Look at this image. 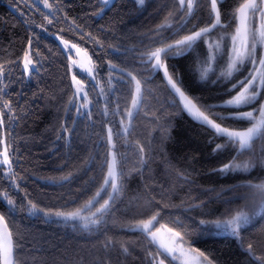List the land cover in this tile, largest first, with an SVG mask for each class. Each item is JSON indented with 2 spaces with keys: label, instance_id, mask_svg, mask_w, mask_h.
I'll return each mask as SVG.
<instances>
[{
  "label": "trees",
  "instance_id": "1",
  "mask_svg": "<svg viewBox=\"0 0 264 264\" xmlns=\"http://www.w3.org/2000/svg\"><path fill=\"white\" fill-rule=\"evenodd\" d=\"M48 2L50 11L34 0H0L4 71L0 103L8 101L12 109L0 107L4 113L0 152L7 146L12 164L11 172L0 164V213L12 231L15 264H151L148 253L155 257L156 246L130 226L157 211L160 223L180 231L185 246L203 252L214 264H261L256 257L264 258V196L247 185L264 183L259 159L264 155V141L253 143L254 154L240 153L232 146L214 151L225 139L183 110L162 71H154L147 61L150 50L207 25L208 0H197L183 26L178 0H145L142 6L137 0H113L108 7L102 0ZM237 7L238 0H218L226 27L214 29L184 55L166 60L169 72L179 76L182 90L202 110L215 106L212 110L225 116L252 111L264 103L261 89L253 104L239 109L223 106L240 90L230 91L232 85L253 71L245 60L231 79L220 75L231 53L230 36L236 26L231 13ZM166 20L171 27L159 28ZM258 26L254 20L253 28ZM56 35L86 50L96 70L103 97L87 77L79 78L92 103L86 114L80 111L83 99L74 96L69 55ZM221 38L213 71L202 80L198 69L210 55L208 44ZM29 40L35 67L26 74L22 57ZM263 51L264 46L257 43V59ZM109 62L116 67L110 68ZM129 72L143 89L141 104L124 132L121 120L126 121L125 109L131 107L135 89ZM223 123L236 130L251 126L249 121L231 118ZM108 128L115 143L117 171L122 173V190L102 222L84 228L76 221L29 214V200L45 212H69L91 199L103 183L105 162L111 159ZM234 158L255 166L248 172L221 173L219 169ZM4 194L14 201L13 206ZM101 197L106 198L103 193ZM236 211L250 215L239 236L217 234L209 222L226 220ZM109 240L112 244L105 248ZM249 243L255 256L246 251ZM121 244L128 248L127 254ZM158 258L165 264H181L170 257Z\"/></svg>",
  "mask_w": 264,
  "mask_h": 264
},
{
  "label": "snow or ice",
  "instance_id": "2",
  "mask_svg": "<svg viewBox=\"0 0 264 264\" xmlns=\"http://www.w3.org/2000/svg\"><path fill=\"white\" fill-rule=\"evenodd\" d=\"M44 6L51 8L52 4L48 0H43ZM139 5H143L145 0H137ZM102 3L107 6L111 3V0H102ZM181 12V26L188 23V18L193 15V10L197 4V0H178ZM209 6V23L199 30L193 31L189 35L183 36L181 39L176 40L174 43L165 44L162 47H156L154 50H150L146 53L147 61L151 62V68L156 72L163 73V77L166 80L168 87L179 97V102L183 105V110L187 111L195 120L202 125L210 128L216 137H222L225 139L224 144L215 145L214 151H222L228 146L236 148L240 153L250 152L255 153L253 143L255 141H264V103H261L259 108L252 111L235 112L230 113L228 116L214 112L212 109L215 106H207L203 110L194 101L193 98L188 96L180 87L178 81L179 76L173 75L169 72L166 60L170 57H176L184 55L186 51L192 50L193 46L198 40L206 39L208 34L214 29L225 28L226 25L221 20V12L218 8V0H208ZM47 19V17H45ZM231 18L236 22L234 34L230 36L231 40V53L228 55L227 67L220 73L225 79H231L233 72H238L240 69L238 64L243 65L245 60L252 65L253 71L249 72L243 79L237 81L232 85V89L239 88L240 90L236 95L230 99L224 101V107L239 109L245 105L253 104L261 96V89H264V55L259 59L256 58V44L264 46V0H238V7L231 13ZM258 21L259 26L253 28V21ZM48 23H52L48 20ZM159 28H170L171 24L166 20L164 24L158 26ZM90 35V34H89ZM94 39V38H93ZM252 41L251 45L249 41ZM65 49L68 51V58L71 61V66L78 67L89 79L95 80L93 75L94 67H88L81 60L71 59L72 55L81 56V53L88 58V62H91V57H88L86 50L80 48L77 44L72 43L69 45L68 41H62ZM222 43L221 40H217L208 44L210 55L202 62V67L198 69L200 79H206L208 73L213 71L212 63L215 61L216 52L220 50ZM32 42L28 41L27 49L23 53L22 62L23 68L26 72L31 74L32 69L30 65H34L32 59ZM215 49V51H213ZM74 50V53L72 52ZM163 54V55H162ZM39 55V53H37ZM110 68H115L116 65L109 62ZM128 75L134 81L135 89L134 95L131 100V107L125 109L127 117V123L130 125L133 115L132 109L139 108L142 99L143 85L139 79L129 72ZM3 67L0 66V78H3ZM73 85L75 86L74 96L79 97L83 95L87 97V91L85 90L84 81L78 79L76 74L71 76ZM3 89L0 88V92ZM71 102V101H70ZM0 107L7 109L11 112V104L8 101L0 103ZM83 108H87V104L81 105ZM78 111V110H77ZM4 113L0 111V125L3 124ZM215 117L213 119L212 117ZM234 120H246L251 123V126L245 130H236L230 127L224 126V121L227 119ZM219 121V122H218ZM125 121L122 119L121 123ZM127 132V128L123 129ZM67 131V129H65ZM107 139L111 144L109 150L110 161L106 160L104 167L106 168V175L103 178L102 185L94 193L91 199L87 200L81 208H77L74 211L64 212H45L44 209L39 208L37 204L31 200L27 202L29 214L34 215L42 213L46 218L57 217L63 221H76L82 222L84 228L99 225L102 222L103 216L112 210L115 198L119 196L122 190V184L120 177L122 173L117 171V157L115 149V143L112 142V129L107 130ZM139 152L141 155V162H143V147L139 146ZM261 152L264 153V146L261 147ZM0 164L7 165L9 171H12V164L9 159L8 148L5 146L3 151L0 152ZM262 165H264V155L259 158ZM255 164L252 161H244L242 163L236 162L235 158L228 164H224L219 171L227 174L233 171L248 172L253 168ZM70 179V177H65ZM19 187V185H17ZM254 192L260 193L264 196V183L247 185ZM101 193L104 197H101ZM9 206L14 205V201L7 198V194H4ZM98 203V207H95L94 211H91L89 215H82L84 209H91L94 204ZM262 210H264V202L261 204ZM159 212H155L149 218L138 221L135 225L130 226V230L140 231L149 240V243L156 246L157 255L154 257L151 252L148 253L151 264H164V259L158 257L163 256L165 259L171 258L172 260L182 261L183 264H191L189 253H195L200 259H197L196 264H214V262L206 256L203 252H199L196 249H185L183 235L180 231H177L174 227H169L167 224L160 223L158 220ZM201 223H205L201 221ZM215 225L217 228H224L229 230L233 236H239L241 228L245 227L249 223V216L244 211H236L226 220H216L209 222ZM112 241L109 240L104 246L110 247ZM121 249L124 254L128 253V248L121 244ZM246 251L255 256L253 250V244L247 245ZM178 253V255H177ZM256 259L264 264V258L256 257ZM0 264H14V244L12 231L8 226V222L5 219L4 214L0 213Z\"/></svg>",
  "mask_w": 264,
  "mask_h": 264
},
{
  "label": "rangeland",
  "instance_id": "3",
  "mask_svg": "<svg viewBox=\"0 0 264 264\" xmlns=\"http://www.w3.org/2000/svg\"><path fill=\"white\" fill-rule=\"evenodd\" d=\"M38 5H40L42 8H44L45 10H47V11H50V8H47V7H45L44 6V2H43V0H34ZM49 1V0H48ZM113 2V0H111V3ZM185 2L187 3V0H185ZM110 3V4H111ZM109 4V5H110ZM109 5H107L106 7H108ZM56 37V39L60 42V44L62 45V47L65 49V47H64V45H63V43H62V41H67L66 39H64L63 37H61V36H59V35H56L55 36ZM69 42V45L70 44H72V42H70V41H68ZM65 51L68 53V51L65 49ZM72 52L74 53V50H72ZM68 55H69V53H68ZM87 55H88V57H90L89 56V54L87 53ZM263 55H264V51H263ZM71 59H75V60H78V61H83L84 63H85V65L86 66H88V67H94L93 66V63H89L88 62V58L87 57H85L84 55H83V53H81V56H75V55H72V57H71ZM92 62V61H91ZM32 70L34 69V65H30L29 66ZM70 68H71V72H72V74H76L77 75V78L79 79L80 78V76H85V77H87L82 71H80L79 70V68L78 67H73V66H71V61H70ZM24 69V68H23ZM25 71V70H24ZM26 72V71H25ZM26 74H29L28 72H26ZM93 75H95V77H96V79L95 80H92V79H89L88 77V79L90 80V81H92L93 83H94V85L96 86V89H97V91H98V94L99 95H101V97H103V95H102V91H101V88H100V85H99V83H98V78H97V74H96V70H95V68H94V71H93ZM85 85V90L87 91V86H86V84H84ZM178 97V96H177ZM79 98H82L83 99V104H87L88 105V107L87 108H83V107H80V111L84 114H86V113H88L89 112V110H90V108H91V105H92V103H91V101H90V99H89V97H88V94H87V97L85 98L83 95H81V96H79ZM178 99H179V97H178ZM182 105V104H181ZM183 106V105H182ZM132 111H133V115H134V113H135V111H136V109H132ZM187 112V111H186ZM188 113V112H187ZM189 114V113H188ZM133 115H132V117H133ZM190 115V114H189ZM191 116V115H190ZM192 117V116H191ZM193 118V117H192ZM194 119V118H193ZM131 120H132V118H131ZM195 120V119H194ZM197 121V120H196ZM129 124L127 123V117H126V121L123 123V129L124 128H127V129H129ZM124 131V130H123ZM0 159H2V157H0ZM95 207H98L96 204H94L93 205V207L91 208V209H84V211H83V213H82V215H89L90 214V212L91 211H94L95 210ZM245 212V211H244ZM38 214V213H37ZM34 215H36V214H34ZM249 216V220H250V215H248ZM47 219H57V220H62V219H60V218H57V217H51V218H47ZM63 221V220H62ZM72 222V221H71ZM76 222H78V223H80L81 225H82V222L81 221H79V220H76ZM214 225V224H213ZM91 226V225H90ZM214 227H215V225H214ZM216 228V232H217V234H228V235H232L231 234V232L229 231V230H226V229H224V228H217V227H215ZM184 248L185 249H190V248H188L187 246H185V244H184ZM177 255H178V253H177ZM189 258H190V261H191V264H196V261H197V259H200V258H198L197 256H196V254L195 253H189ZM181 264H183V262L182 261H179ZM165 264V263H164Z\"/></svg>",
  "mask_w": 264,
  "mask_h": 264
},
{
  "label": "water",
  "instance_id": "4",
  "mask_svg": "<svg viewBox=\"0 0 264 264\" xmlns=\"http://www.w3.org/2000/svg\"><path fill=\"white\" fill-rule=\"evenodd\" d=\"M14 244V243H13ZM14 264H15V250H14Z\"/></svg>",
  "mask_w": 264,
  "mask_h": 264
}]
</instances>
